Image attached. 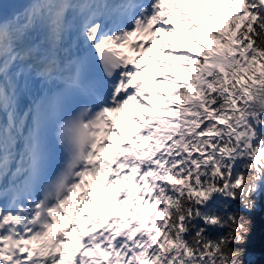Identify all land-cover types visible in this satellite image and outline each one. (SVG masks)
Segmentation results:
<instances>
[{
    "label": "snow or ice",
    "instance_id": "6c2138e0",
    "mask_svg": "<svg viewBox=\"0 0 264 264\" xmlns=\"http://www.w3.org/2000/svg\"><path fill=\"white\" fill-rule=\"evenodd\" d=\"M0 9V264H244L233 245L253 221L228 208L255 211L264 188V0ZM163 35L197 58L143 55L163 56ZM149 59L163 76L151 89ZM88 177L113 194L97 199Z\"/></svg>",
    "mask_w": 264,
    "mask_h": 264
},
{
    "label": "rangeland",
    "instance_id": "374dc122",
    "mask_svg": "<svg viewBox=\"0 0 264 264\" xmlns=\"http://www.w3.org/2000/svg\"><path fill=\"white\" fill-rule=\"evenodd\" d=\"M219 18L220 17H217V19H219ZM206 23L212 24L213 22L212 21H208ZM160 35L161 34H157V37L156 38L159 39ZM163 39L168 44V47L167 48H164V55L163 56H161V54L159 52H154V51H147V52L143 53V55H145V56H147L149 58L155 56L158 59H163L169 52H172L173 54H178V53H180L178 50H181V49H185L186 48V47L185 48L182 47V45H181L182 43H180L177 38H174V37H171V36H168V35H163ZM147 47H148V45L145 46V48H147ZM159 47H161V46L160 45H157V48H159ZM150 66H153L154 68H149ZM141 69H142L141 75L139 76L138 79L141 80V81H144V84H145V87L146 88H149L146 85V80L148 79V76H149V79L150 80H154L156 78H163V76L161 75V69L158 68V67H156L155 62L152 61L151 59H149L147 62H142L141 63ZM165 71L168 72L171 75V72L168 69H165ZM149 89H151V88H149ZM157 91H159V90H157ZM130 110L133 111L132 109H130ZM125 114H127V113H125ZM121 122H123V121H121ZM123 126L125 128H129V126L127 124H123ZM132 128H133V124H132ZM134 128H135V126H134ZM92 180L93 179L88 180V181L93 182ZM133 183L134 182H132V181H124V182L119 183L118 185H116V187H119L121 189H127V188H130ZM114 190L115 189L113 188V189H109L108 191H105V190H103L102 186L99 187V188H97V187H94L93 188V192L95 193V196H96L97 199H100L102 197L103 198L110 197L113 194ZM132 191L135 194L137 192H141L142 189L132 188ZM121 197H123V193L120 194V198ZM104 206L105 207H108V201L107 200H105ZM74 209H75V205L73 206V209H71V210H74ZM124 209H128L127 204H125V205L122 206L121 210L123 211ZM92 211H95V209H93L92 207H90L87 204H85V206L83 208V212L84 213H88V212H92ZM128 211H132V209H128ZM77 217L78 218L73 221V226H75L76 223H79L80 222V217L79 216H77ZM80 227L83 228L84 225L83 224H80ZM69 237H71V233H70Z\"/></svg>",
    "mask_w": 264,
    "mask_h": 264
},
{
    "label": "trees",
    "instance_id": "16d2710c",
    "mask_svg": "<svg viewBox=\"0 0 264 264\" xmlns=\"http://www.w3.org/2000/svg\"><path fill=\"white\" fill-rule=\"evenodd\" d=\"M220 18H222V14H220ZM214 27L219 28L220 25H214ZM203 42L206 41H202V43ZM187 49L195 54L188 44ZM193 58L195 59L197 57L195 56ZM159 81L160 80L157 82ZM256 199L257 208L253 212L243 210L239 202L232 203L228 208V211H237L241 215L250 217L253 221V233L249 237L248 243L245 245H233L234 247L243 248L245 250V254L242 257L244 264H264V188L261 189ZM142 211L148 212L151 211V209L145 206L142 208ZM221 211H223V209H221Z\"/></svg>",
    "mask_w": 264,
    "mask_h": 264
},
{
    "label": "bare ground",
    "instance_id": "6f19581e",
    "mask_svg": "<svg viewBox=\"0 0 264 264\" xmlns=\"http://www.w3.org/2000/svg\"><path fill=\"white\" fill-rule=\"evenodd\" d=\"M140 39L143 40L144 38L142 37V38H140ZM134 41H135V42H139V41H136V38H134ZM120 51L124 52L125 55H131V56H133L134 58H136V57L139 55V53H137V52H132V51H130L127 47L120 49ZM131 66H132V65H130V67H131ZM73 218H76V214H74L73 212L69 213V215H68V217H67V220H71V219H73ZM67 220H58L57 223H56V229H58V230H60L61 232H63L64 229H65L63 225H64V224L67 225Z\"/></svg>",
    "mask_w": 264,
    "mask_h": 264
}]
</instances>
